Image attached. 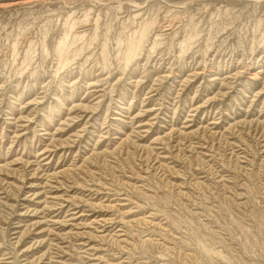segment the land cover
I'll return each mask as SVG.
<instances>
[{
  "label": "rangeland",
  "instance_id": "obj_1",
  "mask_svg": "<svg viewBox=\"0 0 264 264\" xmlns=\"http://www.w3.org/2000/svg\"><path fill=\"white\" fill-rule=\"evenodd\" d=\"M0 264H264V0H0Z\"/></svg>",
  "mask_w": 264,
  "mask_h": 264
}]
</instances>
